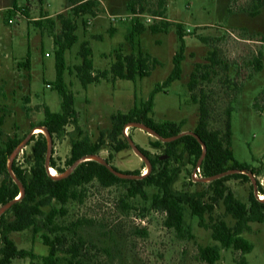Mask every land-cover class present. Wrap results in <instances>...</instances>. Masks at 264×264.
<instances>
[{"label":"rangeland","instance_id":"rangeland-1","mask_svg":"<svg viewBox=\"0 0 264 264\" xmlns=\"http://www.w3.org/2000/svg\"><path fill=\"white\" fill-rule=\"evenodd\" d=\"M130 1L99 0L96 16L86 15L77 20L79 41L67 52L65 79L75 94L83 135L97 141L101 132L111 128L112 113L128 111L135 103L140 104L157 83L168 77L180 46L178 28L182 25L187 43L183 73L170 87L156 94L153 117L156 121L169 119L182 123V131L195 129L199 104L193 101L188 83L196 63H210L208 57L216 50L220 63L201 69L199 74L206 71L210 74L207 80L199 79L196 93L200 96L203 89L207 96L213 129L223 126L226 108L230 104L234 107V155L251 164L258 174L242 171L248 177L233 176L225 184L238 199L250 205L252 193L260 198L254 180L260 186L258 190H264V2L258 13H254L258 0H165L164 15L159 16L156 12L162 11L160 0H141L146 8L142 13L131 12ZM60 13L71 14L70 0H0L1 144L8 135L23 138L32 132L33 126L44 120L45 106L54 111L61 109V96L52 83L56 77L55 37L62 31ZM136 21L146 27L167 22L168 28L159 33L149 29L136 33L132 43L130 33ZM83 41H88L93 48L94 73L109 70L118 52L142 50L150 54V75L132 81L114 80L109 74L108 78L84 88L75 68L82 61L79 51ZM257 59L262 63L260 69ZM27 61L29 67L25 65ZM74 129L72 123L68 124L66 133L55 138L54 153L50 152L57 164L67 170L72 139L83 136ZM125 130L154 159L160 155L161 159L167 158L164 144L153 147L152 142L158 138L149 131L137 125L126 126ZM106 139L99 156L107 160L112 153L109 163L113 167L121 171L139 170L141 174L148 168L131 144L115 151L110 139L107 136ZM16 156L29 168L33 142ZM196 166L193 162L186 165L175 187L196 194L208 190L206 200L214 202L210 181L204 176L197 181L191 179ZM146 189L149 198L130 197L123 182L104 186L94 180L79 187L80 196L66 205L67 214L57 217L59 230L52 232L44 227L35 233L30 228L12 232L10 236L19 248L46 255L49 247L42 234L46 232L52 239L65 235L66 243L60 251L63 258L70 256L66 250L82 236L99 246L100 250L93 249L89 254L99 264H208L201 258L199 249L217 243L212 238V230L200 224L189 206H185V224L181 231L166 227V215L152 207L151 196L158 188ZM216 218L230 226L235 223L222 199L215 201L214 209L206 213L207 224ZM250 226L243 235L253 242L254 248L244 256L247 264H264V222H252ZM242 259L240 250L222 248L221 258L214 264H240ZM37 261L40 259L34 260ZM12 264L33 263L30 258L17 257Z\"/></svg>","mask_w":264,"mask_h":264},{"label":"trees","instance_id":"trees-1","mask_svg":"<svg viewBox=\"0 0 264 264\" xmlns=\"http://www.w3.org/2000/svg\"><path fill=\"white\" fill-rule=\"evenodd\" d=\"M70 1L71 14L69 16L62 13L58 15L62 22V31L55 37L56 79L52 83L54 89L61 96V109L54 111L49 106H45L44 120L33 126V128L43 126L49 131L52 139L51 155L54 153L56 136L64 135L68 124L72 123L75 126L74 130L83 135L78 122V111L75 108V94L65 79L68 69L66 55L79 41L76 32L78 18L86 15L96 16L100 3L99 0ZM263 2V0L257 1V4L254 5V13H258ZM164 4L165 0H160L159 6L162 11L156 12L159 16L164 15ZM128 9L133 13H142L146 10L141 0L137 2L131 0L128 3ZM167 28V22L155 23L146 27L136 21L130 33V40L134 43L135 34L143 33L147 29L152 33H159L166 31ZM178 33L180 46L173 57V68L168 77L157 83L149 97L140 104L135 103L128 111L118 110L112 113L111 128L101 132L97 141H92L87 134L78 139L73 138L71 155L67 162L69 167L85 155L99 154L107 144L106 136L110 139L115 151L130 147L128 136L125 134V128L129 123H143L165 138L182 132V123L169 119L156 121L153 117L156 94L170 87L173 82L181 78L183 73L187 43L182 25L179 26ZM79 54L82 61L75 68L84 88H87L91 83L108 78L109 74H112L114 80L132 81L150 75V54L144 53L142 50L137 53L118 52L111 68L99 73H94L93 48L88 41L81 43ZM208 61L210 63H196L188 83L193 101L199 104V119L194 131L200 136L202 142L192 134H186L166 142L157 139L152 142V145L155 148H160L164 144L165 155H167L165 159H161L162 155L154 159L149 150L138 145L151 163V170L142 178L120 176L95 159L83 160L69 174L63 176L62 174L67 169L60 167L54 157L50 155L49 164L59 174L54 176L46 168L49 140L43 132H34L27 143L28 145L33 142V158L30 161V167L21 163L18 156L12 160L9 167L11 156L27 135L23 138L18 135H8L4 143H0V179L4 176L0 180V206L12 200L15 202L0 215V264H12L17 257L30 258L33 264H99L98 261L91 258L92 256H89L93 249L100 250L99 246L94 242L87 241L82 236L70 244L66 250L70 256L66 258L61 257L60 254L61 246L66 243L65 235L52 239L48 233L42 234L44 243L49 247V253L46 255H40L30 249L19 248L10 236L12 232L25 231L30 228H33L35 233L42 231L44 227L50 228L52 232L59 230L60 227L56 225L57 217L66 215L68 212L66 205L71 199H77L80 196L77 189L94 180H98L104 186L123 182L127 185V194L130 197L140 195L149 198L146 187H157L158 191L151 196L152 207L166 215L164 222L166 227L181 231L185 224V206H189L192 214L199 217L200 224L212 230V238L217 243L200 247V256L204 261L214 264L221 258L222 248H234L243 253L240 264H247L244 255L253 250L254 244L243 235V232L250 229L252 222H264V200L252 193L249 198L250 205H247L238 199L225 184L233 176L248 177L242 171L254 174H258V171L251 164L238 160L234 155L232 148L234 107L232 104L225 110L223 126L218 129L211 127V113L207 96L203 89L201 90L202 94L198 96L196 89L199 86V79L207 80L209 78L210 72L208 71L199 74L201 69L212 68L220 63L216 50L211 51ZM256 64L260 69L261 60L257 59ZM25 65L29 67V61ZM1 122L0 118V134H3ZM202 143L206 147L205 153ZM112 155L110 153V158ZM201 157H203L201 167L205 178L225 171H233L209 182V188L215 193L214 202L206 200L208 190L196 194L175 187L183 168L191 162L197 165ZM110 158H107L108 162H110ZM114 168L124 174L141 175L139 170L121 171L115 166ZM22 187L24 194L21 196ZM258 189L260 190V186ZM261 193L264 194V190ZM19 196L21 197L17 199ZM218 199L223 200L226 212L235 220L233 226L221 218H216L211 224H207L206 213L214 209L215 201ZM36 259H40V261L34 262Z\"/></svg>","mask_w":264,"mask_h":264},{"label":"water","instance_id":"water-1","mask_svg":"<svg viewBox=\"0 0 264 264\" xmlns=\"http://www.w3.org/2000/svg\"><path fill=\"white\" fill-rule=\"evenodd\" d=\"M129 125H137V126H140L142 128H144L145 130L149 131L151 134H153L154 136H156L158 139H161L163 140L164 142L166 141H171V140H174V139H177L183 135H186V134H192L194 135L200 142H202L200 136L194 131V130H187V131H182L180 132L179 134L173 136V137H168V138H165V137H162L158 132H156L154 129L148 127L147 125L143 124V123H129ZM128 125V126H129ZM36 128H41L43 129V133L48 137V140H49V151H48V154H47V159H46V168L48 169V171L51 173L50 169H51V166L49 164V158H50V150H51V147H52V139H51V135L49 133V131L43 127V126H36L33 128V130H35ZM32 130V132H30L25 140L17 147V149L15 150V152L13 153V155L11 156V159H10V163H9V167L11 166V162L13 160V158L24 148V146L27 145L28 141L30 140V137L31 135L34 133ZM125 134L128 136L126 130H125ZM128 141L130 142V144L132 145L133 149L136 151L137 154H139L148 164V169L149 171L151 170V163L149 161V159L147 158V156H145L142 151L140 150L139 146L134 142L133 138H131L130 136H128ZM203 144V148H204V153L206 151V147ZM94 158H99L100 159V162L103 163L104 165H106L108 168H110L114 173L120 175V176H126V177H130V178H142L143 176H145L146 174H141V175H132V174H124L120 171H117L106 159L104 158H101L99 156V154H90V155H85L83 156L82 158L78 159L76 162H74L70 167L69 169L64 173L62 174L63 176L66 175V174H69L80 162H82L83 160H87V159H94ZM202 160H203V157L200 158L197 166H200L201 163H202ZM148 171V172H149ZM231 172L233 171H225V172H222V173H219L217 175H214L212 177H209V178H206V180L208 181H211V180H214L216 178H220L222 176H225L227 174H230ZM254 187H255V191L257 193V190H258V187H257V183L256 181L254 180ZM24 194V188L22 187V191H21V196ZM21 196H19L17 199H19ZM16 199V200H17ZM15 202V200H12L10 201L9 203L3 205L1 208H0V215L2 214V212H4L7 208H9L13 203Z\"/></svg>","mask_w":264,"mask_h":264},{"label":"built area","instance_id":"built-area-1","mask_svg":"<svg viewBox=\"0 0 264 264\" xmlns=\"http://www.w3.org/2000/svg\"><path fill=\"white\" fill-rule=\"evenodd\" d=\"M11 22H13V20H10ZM203 178V170L201 165L200 166H196L194 171L192 172V176L191 179L193 181H197V180H201ZM263 184V182H261ZM257 194L260 196L262 193L261 191L257 190Z\"/></svg>","mask_w":264,"mask_h":264},{"label":"bare ground","instance_id":"bare-ground-1","mask_svg":"<svg viewBox=\"0 0 264 264\" xmlns=\"http://www.w3.org/2000/svg\"><path fill=\"white\" fill-rule=\"evenodd\" d=\"M35 130H36L37 132H38V131H42V132L44 131V130L41 129V128H36ZM50 171H51V174H52V175H54V176H57V175H58V173H57V171H56L55 168L51 167ZM148 171H149V169L146 168V170L144 171V174L148 173ZM260 198L264 200V194H261V195H260Z\"/></svg>","mask_w":264,"mask_h":264},{"label":"crops","instance_id":"crops-1","mask_svg":"<svg viewBox=\"0 0 264 264\" xmlns=\"http://www.w3.org/2000/svg\"><path fill=\"white\" fill-rule=\"evenodd\" d=\"M75 44H76V43H75ZM75 44H74V45H75ZM74 45H73V46H74ZM71 49H72V48H71ZM93 54H94V51H93ZM93 60H94V59H93ZM80 63H81V62H80ZM80 63H78V64H80ZM78 64H77V65H78ZM94 67H95V63H94ZM78 78H79V77H78ZM55 79H56V77H55ZM55 79H54V80H55ZM54 80H53V81H54ZM88 87H89V86H88Z\"/></svg>","mask_w":264,"mask_h":264}]
</instances>
